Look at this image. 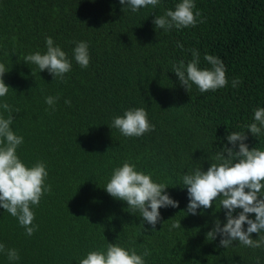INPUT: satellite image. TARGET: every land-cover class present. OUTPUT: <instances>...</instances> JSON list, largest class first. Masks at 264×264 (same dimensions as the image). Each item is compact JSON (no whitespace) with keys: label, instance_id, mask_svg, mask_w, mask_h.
Instances as JSON below:
<instances>
[{"label":"trees","instance_id":"16d2710c","mask_svg":"<svg viewBox=\"0 0 264 264\" xmlns=\"http://www.w3.org/2000/svg\"><path fill=\"white\" fill-rule=\"evenodd\" d=\"M176 3L161 0L156 8L124 13L119 0H0V61L13 88L6 99L15 112L13 128L25 137L18 151L26 163L47 161L52 184L35 208L39 230L32 236L0 208V241L19 250V264H78L108 241L150 249L147 264H257V258L264 264V249L238 242L224 248L219 237L208 241L215 204L204 215H187V190L175 186L192 155L204 158L207 169L205 150L216 136L239 130L264 106V0H196L202 22L156 28L155 15ZM46 36L69 55L75 41H89L90 66L73 60L64 82L28 65L27 54L46 50ZM191 49H199L201 67L207 64L205 53L221 57L229 84L204 93L195 85L182 87L172 68L191 60ZM237 77L241 84L233 88ZM47 95L60 97L55 110L45 103ZM132 106L148 110L154 131L124 137L110 128L112 117ZM248 143L255 147L260 141L249 133ZM259 146L264 147V136ZM125 160L168 182L167 191L180 202L161 208L166 222L157 224L159 232L151 225L145 231L127 203L104 188ZM217 215L225 218L223 211ZM176 220L182 227L169 231ZM0 264H10L6 255H0Z\"/></svg>","mask_w":264,"mask_h":264},{"label":"clouds","instance_id":"9594fccd","mask_svg":"<svg viewBox=\"0 0 264 264\" xmlns=\"http://www.w3.org/2000/svg\"><path fill=\"white\" fill-rule=\"evenodd\" d=\"M119 3L124 13H140L142 9L156 8L161 0H119ZM202 19L196 0H177L175 9L168 8L163 15H155L153 23L156 28L169 31L173 27L195 26ZM74 44L69 55L52 36H46V50L30 52L24 61L28 65H36L40 73L48 71L54 81L67 82L66 74L72 71L73 60L84 69L92 60L89 41L79 40ZM179 46L183 47V44ZM191 52V60L187 63L181 61L172 68L182 87L189 90L195 85L204 93L229 84L227 66L221 57L205 53L207 64L201 67L199 49H191ZM7 72L6 63L0 61V208L17 219L26 235L32 236L39 230V224L34 222L35 208L39 207L42 197L52 191V184L48 182L47 161L41 159L26 163L18 151L25 143V137L13 128L15 112L6 99L13 88L4 79ZM34 72L32 69L33 75ZM231 84L233 88L239 87L240 78H233ZM59 99V96H45L49 110H55ZM71 102V99L65 100L67 104ZM109 126L124 137H142L156 127L148 110L142 106L128 107L122 114L114 115ZM249 133L259 138L260 143L255 147L248 143ZM262 136L264 106L254 109L250 123H245L239 130L228 129L225 137L216 136L210 151L203 149L209 153L210 166L207 169L204 158L196 161L192 155L191 162L177 174L175 186L186 189L189 198L187 215H204L215 204L207 240L214 241L219 237L220 246L224 248L236 246L238 242V246L264 249V147L259 146ZM217 139L220 144L215 143ZM170 186L168 182L154 178L153 172L125 160L113 168L104 188L115 199L127 203L129 212L141 218L140 224L145 231V226L151 225L152 231L159 232L157 224L163 222L164 227L166 222L161 208H176L180 204L167 191ZM221 211L225 215L223 220L217 215ZM181 227V220H176L169 225V231ZM253 233H257L258 238H253ZM0 255H6L10 264H19L21 260L19 250L7 247L2 241ZM151 255L148 248L138 251L135 246L108 241L104 246L89 250L79 258L78 264H147Z\"/></svg>","mask_w":264,"mask_h":264}]
</instances>
